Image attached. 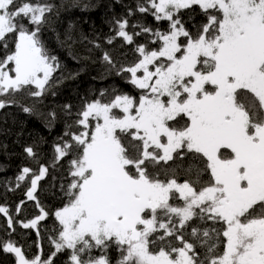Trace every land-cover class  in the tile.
<instances>
[{"label": "snow or ice", "instance_id": "obj_1", "mask_svg": "<svg viewBox=\"0 0 264 264\" xmlns=\"http://www.w3.org/2000/svg\"><path fill=\"white\" fill-rule=\"evenodd\" d=\"M193 6L206 18L195 30L180 17ZM53 11L42 0H0V97H8L0 110L16 104L10 97L18 93L44 96L54 83L60 64L41 39ZM137 11L167 21V30L133 25L140 32L130 33L128 19L115 21L127 44L142 33L155 39L137 44L139 56L128 66L117 67L103 52L138 95L86 103L77 114L82 130L65 133L69 139L55 147L52 167L68 158L71 179L68 202L54 213V251L28 258L14 241L3 251L17 264H53L68 250L70 264H264V0H144ZM25 152L37 155L31 146ZM189 154L204 165L189 167V179L179 181L174 171L161 179L154 171ZM48 172L45 165L24 167L16 187L27 180L26 196L35 201ZM176 200L182 203L170 202ZM40 212L22 226L36 228L48 215ZM0 214L14 231L9 209L0 206Z\"/></svg>", "mask_w": 264, "mask_h": 264}, {"label": "trees", "instance_id": "obj_2", "mask_svg": "<svg viewBox=\"0 0 264 264\" xmlns=\"http://www.w3.org/2000/svg\"><path fill=\"white\" fill-rule=\"evenodd\" d=\"M42 2L52 4L54 11L48 14V23L41 32V39L49 53L57 57L60 67L53 73L54 83L50 81L51 86H46L44 96L32 98L27 93H18L10 97L17 101L16 104L0 110V206H6L16 221L12 231L7 225V217L0 214V264H17L14 253L3 251L2 245L7 241H14L28 258L39 255L44 259L54 251L51 240L57 238L60 229L54 213L67 204L66 190L71 179L68 176V158L52 167L56 157L55 147L69 139L65 133L82 130L76 121L77 114L85 104L97 99L108 102L120 93L138 95V90L127 81L128 74L117 75L115 69H110L101 57L107 51L117 67L128 66L139 56L135 51L136 45L145 44L155 37L150 33H142L134 37V44H127L116 35L115 21L128 19L127 30L130 33L140 32V28H133V25H144L161 31L167 30L168 25L167 21H156L151 13L137 11L138 3H144V0ZM180 17L185 26L192 30L206 22L198 6L181 10ZM110 38H114L111 44L107 42ZM97 44L99 48L95 47ZM11 47L12 43L9 42ZM4 52L0 48V56ZM5 98L8 97H0ZM68 105L70 109L66 108ZM23 107H29L32 111L24 112ZM28 146L34 148L37 154L35 158L25 152ZM40 165L48 166L49 172L38 185L35 193L37 200H29L26 196L28 181L22 182L17 188L16 177L24 167L37 169ZM189 167L202 169L204 165L189 154L183 160L169 161L167 164L161 162L154 171L159 172L161 179L174 171L177 179L182 182L190 178L187 171ZM201 179L206 181L208 174L203 172ZM170 202L182 203L179 200ZM18 206H21V210L17 213ZM41 207L48 213L45 219L39 221L36 228H24V222L42 215ZM196 223L201 227H221L213 225L212 221L207 224L202 221ZM173 243L179 246L175 240ZM198 251L203 253L205 250L199 248ZM92 254L98 256L101 253L97 249ZM108 255L113 262L119 257L115 248L109 249ZM53 264H70V250L58 253Z\"/></svg>", "mask_w": 264, "mask_h": 264}]
</instances>
